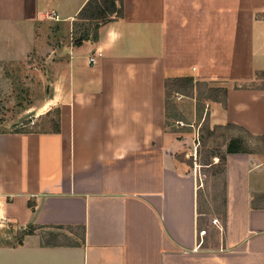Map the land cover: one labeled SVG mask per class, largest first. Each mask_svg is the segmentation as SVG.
<instances>
[{"label": "crops", "instance_id": "0c3cea01", "mask_svg": "<svg viewBox=\"0 0 264 264\" xmlns=\"http://www.w3.org/2000/svg\"><path fill=\"white\" fill-rule=\"evenodd\" d=\"M87 2L0 0V98L27 66L34 90L50 84L40 108L0 115V225L11 228L0 264H264V158L226 152L222 211L204 224L166 87L175 76L225 86L211 126L264 136V0H123L122 16L76 44ZM43 229L74 241L47 242Z\"/></svg>", "mask_w": 264, "mask_h": 264}, {"label": "rangeland", "instance_id": "374dc122", "mask_svg": "<svg viewBox=\"0 0 264 264\" xmlns=\"http://www.w3.org/2000/svg\"><path fill=\"white\" fill-rule=\"evenodd\" d=\"M95 25V20H79L76 24V37H95L97 33ZM30 62H35V59H30ZM30 67L27 66L24 71L17 73L12 81L13 87H10L4 97L0 98V115L17 117L24 109L33 105L40 108V103L35 98L40 97L41 93H49L50 84L46 81L44 89L41 87L38 91L35 86L34 90L33 84L37 82V79L31 70L35 71L36 69L34 65ZM262 76L264 78V74ZM184 77L188 76H175L167 79V129L179 139L187 141L186 150L181 156L190 162L192 169L196 170L201 178L200 210L206 213L202 216V220L204 224H207L211 218L215 217V214L222 211L223 158H225L230 141L239 138L243 151L254 152L264 158V137L251 136L237 128L211 126L208 119L210 104L213 101L224 100L227 88L210 82H195L194 85H191L190 82L182 79ZM262 84L264 86V81ZM46 110L47 106L30 112L24 118V123L30 121L29 117L36 113H42L38 119L45 118ZM53 114L56 116L55 110ZM0 229L6 232L11 230L6 225H0ZM33 230L34 227L18 229L15 236L3 237L1 241L15 244L22 239L26 232ZM40 232L47 242L74 241L71 236L60 230L43 229Z\"/></svg>", "mask_w": 264, "mask_h": 264}, {"label": "trees", "instance_id": "16d2710c", "mask_svg": "<svg viewBox=\"0 0 264 264\" xmlns=\"http://www.w3.org/2000/svg\"><path fill=\"white\" fill-rule=\"evenodd\" d=\"M123 15V0H88L86 5L83 7V9L80 12V18L82 20H95L96 21V30H98L99 26L108 21L111 20L115 16H122ZM97 34V33H96ZM90 39L88 36H81L79 38H76L75 42L76 44H81L83 40ZM188 82H190L191 85L195 84V79L193 77H184L182 78ZM168 85V81H166V87ZM225 126L226 128H237L240 130L245 131L247 134L255 137H264V136H256L251 134L249 131L244 129L241 126H238L236 124L229 123L227 125H217L215 128H221ZM228 152L235 153L239 151H243L241 147V140L239 138L232 139L228 145ZM245 152V151H243ZM224 165L226 161V156L223 158ZM210 163V162H209ZM224 171V169H223Z\"/></svg>", "mask_w": 264, "mask_h": 264}, {"label": "built area", "instance_id": "2783aa9c", "mask_svg": "<svg viewBox=\"0 0 264 264\" xmlns=\"http://www.w3.org/2000/svg\"><path fill=\"white\" fill-rule=\"evenodd\" d=\"M53 16H56L57 17V14L55 12H53ZM102 56H103V52L102 51H96L93 56H90L89 60H90V62L92 64H95V63H97L98 59L100 57H102ZM36 118H37V114L31 115L29 117V119H30L29 124L30 125H34L35 122H36ZM26 125H28V124H26ZM212 223L217 224L218 223V219L214 218L212 220Z\"/></svg>", "mask_w": 264, "mask_h": 264}]
</instances>
